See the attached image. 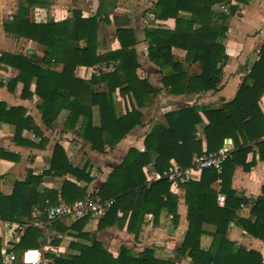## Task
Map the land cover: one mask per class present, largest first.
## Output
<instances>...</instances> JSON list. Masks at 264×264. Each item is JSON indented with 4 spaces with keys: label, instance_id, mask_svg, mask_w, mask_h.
Listing matches in <instances>:
<instances>
[{
    "label": "trees",
    "instance_id": "16d2710c",
    "mask_svg": "<svg viewBox=\"0 0 264 264\" xmlns=\"http://www.w3.org/2000/svg\"><path fill=\"white\" fill-rule=\"evenodd\" d=\"M231 1L155 2V18L175 19L173 27L146 25L144 28L145 39L149 43L148 57L161 69L163 86L169 92L182 94L218 89L226 50L220 38L225 36L228 29L226 19L229 13L215 10L214 6L228 4L229 12L232 13L238 6L231 4ZM50 2L25 0L17 12L3 22L6 32L37 41L46 47L42 64L35 61V54L11 52L0 55V64L18 69L14 81L23 82L24 95L31 94L29 89L35 79L32 93L43 98L41 109L47 124H51L63 108H68L72 123L81 116L78 132L90 142L92 148L98 151L112 148L141 122L140 108L146 104L147 96L157 91L146 77L137 72L139 62L134 47L138 42L136 32L133 28L118 27L116 37L119 48L98 52L99 22L109 21L107 9H113L116 1L101 0L96 14L90 17H83L80 10H74L71 18L59 21L52 18L45 21L31 19L32 7H45ZM181 10L191 13V17L179 16ZM173 47L186 51L182 61L174 59ZM101 62L107 65L113 63V68L107 72L92 73L87 78V69ZM195 63L199 65L200 72L189 74L190 67ZM58 65L62 66L60 70L52 68ZM117 88L128 101L126 112L122 115L117 114L115 107L114 92ZM263 94L264 40L258 51V59L242 78L231 100L217 106L200 103L171 110L165 114L167 125L157 122L147 134L144 150L129 148L123 161L110 173L99 190L101 198L114 200L99 219L98 228L112 224L123 227L129 215L127 230L137 235L145 213L151 211L157 216L163 207L172 214L176 223L179 216L178 196L171 190L174 183L167 178L148 183L147 171H143V166L152 160L150 151L157 153L154 159L157 170L169 168L171 159L181 166H188L191 160L202 153L221 149L225 138L230 137L234 146L220 169L205 167L201 170L199 180L178 182L185 190L189 225L177 251L187 253L195 264H264L260 252L235 246L226 236L230 222L234 221L251 235L264 240V183L261 195L254 199L236 196L231 187L236 165H242L244 170L249 171L255 166L257 156L264 159V111L260 106ZM19 112H24L23 108L8 107L0 101V120L14 123L17 129L22 124L13 116L19 115ZM198 126L202 128V135L196 134ZM67 169L79 175L74 167L69 166ZM52 170L57 171L54 163ZM33 177V172L29 171L24 181L15 183L10 195L0 193V218L23 221L31 217L32 206L40 200L43 199L42 207L49 205L45 203L46 198L50 202L54 201L48 190L28 194L29 185L41 179V176ZM218 179L221 180L220 192L225 195L221 204L217 200V191L212 188ZM87 180H90L89 176ZM61 194L67 202H72L82 197L85 189L66 180ZM240 203H252L251 214L254 219L242 217L236 212ZM87 217L77 219L73 228H81ZM204 223H212L216 227L207 250L200 246L201 235L205 233ZM52 227L69 234L68 227L60 222L53 223ZM40 235V229L28 227L17 247L37 245ZM79 235L87 234L79 232ZM61 241L56 237L52 242L59 244ZM68 246L78 253L51 254L54 264H177L172 259L155 256L153 248L149 247L135 253L131 247L121 245L118 255L114 256L97 240L93 245L70 241Z\"/></svg>",
    "mask_w": 264,
    "mask_h": 264
},
{
    "label": "crops",
    "instance_id": "0c3cea01",
    "mask_svg": "<svg viewBox=\"0 0 264 264\" xmlns=\"http://www.w3.org/2000/svg\"><path fill=\"white\" fill-rule=\"evenodd\" d=\"M101 0H51L45 6H34L31 8V19L34 21H45L54 19L59 21L71 18L74 10H80L83 17H90L96 14ZM113 1V0H110ZM113 9L108 7L109 21L100 20L98 28V52H108L119 48L116 37L118 27L133 28L138 37L135 50L139 67L137 72L140 76L146 77L153 87L157 89L155 93L146 98V104L140 108L142 112L141 122L132 128L119 142L112 148L106 147L104 151L92 148L88 142L78 132L81 116L72 123L69 120L70 111L63 108L51 124L44 121L41 105L43 98L32 93L35 86V79L32 81L29 92L24 95L23 82H15L18 69L11 65L0 64V101L6 103L8 107H21L24 112L13 116L20 122L21 127H16L14 123L0 120V193L10 195L17 181H24L29 171L33 172L34 177L41 176L38 183L33 181L29 185L28 194L34 192H44L53 197L45 203L49 205L42 207L43 199L32 206L31 217L23 221L3 220L0 218V259L2 263L3 250L12 248L16 258L14 264H29L24 262V250L37 248L43 255L52 259L51 254H71L78 253L75 249L68 246L70 241L81 244L93 245L94 241L101 242L102 246L117 256L121 245L131 247L135 253L144 248H153L155 256L163 259H172L177 264H195L186 254H181L177 250L181 246L184 234L188 229L187 205L185 203V190L177 184H172L171 190L178 196L177 212L178 221L175 223L172 214L167 208L163 207L159 214L155 216L151 211L145 213L143 221L136 235L127 230L129 215L123 227L117 224L107 225L98 228L101 216H88L81 228H73L77 219L62 218L57 222L68 227L69 234L53 228V223L45 228L36 225H28L22 232L14 233L10 229L11 223H25L34 216L41 217L46 210L62 201L67 202L62 194L64 182L70 180L77 187L85 189L82 197L88 194L99 195V190L108 179L110 173L119 165L129 150L134 147L144 150L145 138L152 130L155 123L160 122L167 125L165 114L171 110L192 106L195 104H207L217 106L223 101L231 100L242 81L244 75L249 72L252 64L258 59V51L264 40V0H246L245 3L231 1L237 5L238 9L232 13L229 11L228 4L215 5L214 9L229 13L226 19L228 29L220 41L226 50L223 59V75L217 90H207L200 92L175 94L168 91L162 83L161 69L155 62L148 57L149 43L145 39L144 28L146 25L173 27L175 19H158L154 17L153 9L157 0H115ZM25 3V0H0V55L3 52L23 53L25 55L35 54V61L42 64L46 47L37 41L17 36L5 31L3 22L11 18L18 10V7ZM225 6L226 10L222 7ZM40 10L39 12H36ZM38 13H40L38 15ZM179 16L190 18L191 13L181 10ZM115 18H118L115 20ZM107 32L103 34V30ZM82 46V44H79ZM175 60L182 61L186 51L179 47L172 48ZM113 63L107 65L105 62L98 63L89 67L85 72L88 78L92 73L107 72L113 68ZM61 65L52 67L60 70ZM200 67L197 63L193 64L188 73H199ZM116 112L122 115L126 112L128 101L126 96L120 93L119 88L114 92ZM260 106L264 111V94L260 99ZM29 118V119H28ZM206 121V119L204 118ZM197 135H202L201 126L197 127ZM234 146L232 138H225L222 148L231 150ZM255 150L257 147L255 146ZM151 161L143 166V171L155 169L154 159L157 156L155 151H150ZM171 165L177 163L171 159ZM193 160H191L190 165ZM56 165V172L52 170V164ZM178 164V163H177ZM74 167L79 175L71 173L67 168ZM189 166V165H188ZM157 170V169H156ZM201 170H195L189 180H199ZM89 176L90 180H87ZM33 177V178H34ZM32 178V179H33ZM148 181V179H147ZM264 183V159H259L251 170L246 171L242 165H236L231 179V187L236 196L254 199L261 195ZM221 180L218 179L212 184V188L220 192ZM218 200V195H217ZM219 202V201H218ZM221 204V202H219ZM252 203H240L236 212L242 217L254 219L251 214ZM107 211V210H106ZM121 214V213H119ZM55 223V222H54ZM28 227H36L41 230L37 245L27 247H17L21 236ZM205 233L201 235L200 246L207 250L213 240L212 233L216 230L212 223H204ZM79 232L87 234L79 235ZM227 238L235 246H242L246 250L260 252L264 262V240H261L244 228L231 221L226 233ZM60 238L59 244H54V238ZM28 258L31 256H27ZM33 257V256H32ZM53 260V259H52ZM0 263V264H1Z\"/></svg>",
    "mask_w": 264,
    "mask_h": 264
},
{
    "label": "built area",
    "instance_id": "2783aa9c",
    "mask_svg": "<svg viewBox=\"0 0 264 264\" xmlns=\"http://www.w3.org/2000/svg\"><path fill=\"white\" fill-rule=\"evenodd\" d=\"M222 9L226 10V7L223 6ZM228 153L229 150L227 148H221L216 151L202 153L197 156L189 166H181L174 163L167 169L147 170V182L150 183L153 180L161 178H167L174 184L187 181L195 170L200 171L210 166L220 169ZM113 200V198H101L98 195L88 194L84 198L78 199L73 203L62 201L56 205L50 206L41 217L34 216L30 221L25 223H11L10 229L14 233H18L22 232L28 225H36L45 228L62 218L79 219L86 215L101 216L106 212ZM224 200L225 195L219 193L218 201L222 203ZM27 256L31 257L28 258ZM15 258L16 255L13 249L11 247L5 248L3 250L1 264H14ZM24 262L29 264H54L52 259L45 257L42 251L37 248H28L24 250Z\"/></svg>",
    "mask_w": 264,
    "mask_h": 264
},
{
    "label": "rangeland",
    "instance_id": "374dc122",
    "mask_svg": "<svg viewBox=\"0 0 264 264\" xmlns=\"http://www.w3.org/2000/svg\"><path fill=\"white\" fill-rule=\"evenodd\" d=\"M40 10H37L36 12H39ZM40 13H38V15H39ZM107 32V29H105V31L103 30V34H105Z\"/></svg>",
    "mask_w": 264,
    "mask_h": 264
}]
</instances>
